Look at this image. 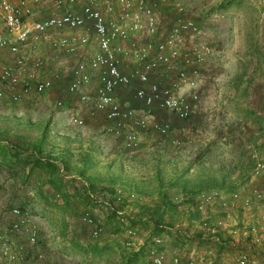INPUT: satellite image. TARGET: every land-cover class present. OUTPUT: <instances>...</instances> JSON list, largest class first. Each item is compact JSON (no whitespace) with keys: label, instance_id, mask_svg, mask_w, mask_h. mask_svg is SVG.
I'll return each instance as SVG.
<instances>
[{"label":"built area","instance_id":"obj_1","mask_svg":"<svg viewBox=\"0 0 264 264\" xmlns=\"http://www.w3.org/2000/svg\"><path fill=\"white\" fill-rule=\"evenodd\" d=\"M252 1L260 9L264 29V0ZM40 2L50 4V13L36 17L34 10ZM168 5L174 17L164 27L158 10ZM200 33L179 0H0V50L11 56L9 62L0 57V102L18 103L38 97L68 76L63 93L76 96V105L88 117L100 114L104 134L118 139L127 151L138 150L143 133L166 136L171 118L185 120L196 109L202 69L213 55V48ZM44 42L47 57L36 51ZM72 54L78 58L66 69L53 62L58 55ZM123 89L131 90L126 103L117 99ZM54 105L60 106L61 100ZM68 110L69 124L83 126L77 110L72 106ZM262 171L264 160L255 164L253 175L259 176ZM169 195L174 203L186 199L180 193ZM253 199L262 200L263 192H200L195 201L200 213L212 205L227 213L235 203L248 208ZM123 200L147 201L133 191L117 189L113 203ZM205 217L200 220L204 222ZM223 219L219 216L214 227H223ZM81 221L90 237H98L103 231L101 217L88 210H83ZM240 232L264 254V221ZM144 236V231L126 226L119 239L122 249L137 250ZM36 237L37 229L28 211L4 204L0 211V264H23L24 253L36 244ZM168 238L165 231L151 236L145 252L151 264H199L197 258L201 257L196 251L188 253L184 261L176 255L165 258L163 245ZM234 261L257 264L243 250L237 251ZM32 264L51 263L37 253Z\"/></svg>","mask_w":264,"mask_h":264},{"label":"rangeland","instance_id":"obj_2","mask_svg":"<svg viewBox=\"0 0 264 264\" xmlns=\"http://www.w3.org/2000/svg\"><path fill=\"white\" fill-rule=\"evenodd\" d=\"M179 2L187 15L196 21L201 31V39L208 42L213 48V55L204 65V68L209 70L208 77L202 73L203 85L201 84L199 91L198 103L206 102L209 105L208 108H205L206 114L202 117H195L196 113H192L187 120L180 121L175 125L174 128L177 131L173 134L171 133L173 125L170 126V131L166 136H156L151 133L145 144H149L152 149L143 156L136 155V150L130 152L124 149L118 139L104 134L100 127L96 132V136L102 135L100 145H96L99 152L95 151L92 157L103 162L102 168L97 171V176L105 181L102 190L106 193L102 195L107 198L110 204L114 198L109 196L111 193H115L117 189L141 194L147 199L146 204H152L158 200L160 191H166L168 194L170 192L180 193L187 198L177 206L179 211H176L177 213H174V216L169 220L171 221L170 224L166 225V221L169 219V216H166L162 219L161 225L183 228V234L188 235L192 241L183 243V238L175 239L173 236L171 241H167L163 245L165 258L176 255L184 261L188 253L192 251L190 249L194 247V251L201 257L200 259L197 258L199 264L205 259L212 260L211 264H235L237 251L243 250L249 255H254L259 251L252 248L248 239L246 240L247 247H240L239 240L236 241L234 237H231L227 229L237 226L238 232H240V229L246 230L249 225L239 228L240 225L233 224L232 216L228 212L221 213L215 205L206 207L204 213H200L195 198L200 192L211 191V185L217 179L216 175L218 174L213 170L216 155L212 154V150L217 148L213 142V136L217 134L218 128L223 129V132H226V129L218 127L216 120L214 122L217 111H214L213 108L224 100L222 106L227 111L231 104L227 97L231 87L229 82L238 81L240 78L242 82H246L245 89L250 92L251 98L259 101L261 97L264 102V29L261 13L252 0H179ZM158 14L161 25L164 27L174 17V11L169 5L160 6ZM37 50L43 56L49 53L46 45H41ZM66 57L58 55L53 62L56 61L59 64L66 63V61L73 62V59L71 61L70 58ZM65 84L66 78L59 87L55 86L38 97L22 100L18 103L0 102V148L23 150L19 153L34 152L38 146L40 151H44L49 148L51 143H59L57 139H52L56 136L51 137V134L48 133L49 121L52 116L68 120L70 106L77 110L84 123L89 120L88 118H95L88 117L86 111L76 105V96L63 93L62 89ZM247 84L249 85L247 86ZM242 88L240 87L238 92L240 95L243 94V91H240ZM130 94V89H123L119 92V95L129 96ZM255 97H259V100ZM56 100H61L60 106L54 105ZM24 101L35 105L33 107L26 106L29 103ZM69 101L71 103L67 104ZM101 123L103 124L102 121ZM183 128L187 132L183 133ZM186 136L189 138L185 139ZM112 149L115 150L116 155L111 151ZM118 153H123V155L119 156ZM108 180L112 181L111 185L106 182ZM110 188L111 191H108ZM262 200H264V194ZM136 204L138 203L130 202L117 206L119 212L117 219L121 224V233L128 222L125 220V215L131 216L132 210L137 209ZM189 215L192 219L187 224L186 219ZM202 216H208L209 225H202L199 221ZM219 216L224 217V226L217 228L212 223ZM260 222L258 220L251 225L257 227ZM106 228L103 226L101 236L110 239L105 244H109L113 249L111 253L106 254L103 264H113L124 252L128 251L115 249L117 238L112 237L111 233H106ZM162 229L170 231V228L165 226ZM143 231H145L144 228L141 229V232ZM198 231H201L204 237L214 236L213 238L218 239L217 241L224 242L221 250L217 251L216 245H213L210 239L208 240L210 248L199 249L195 247L194 244L197 241L195 232ZM54 237L57 238V242L52 239L55 240L54 243L61 246L59 241L63 237L53 235L52 238ZM205 244L207 245V243ZM189 245L192 246L189 247ZM53 246L57 247L56 244ZM71 247L75 248V244H71ZM59 249L62 250L63 248L59 247ZM201 250L206 251V253H201ZM90 251L93 254L99 252L96 249ZM257 255L261 257L259 253ZM71 258L75 259L73 256ZM46 259L51 263L48 258ZM138 264L151 263L144 255Z\"/></svg>","mask_w":264,"mask_h":264},{"label":"crops","instance_id":"obj_3","mask_svg":"<svg viewBox=\"0 0 264 264\" xmlns=\"http://www.w3.org/2000/svg\"><path fill=\"white\" fill-rule=\"evenodd\" d=\"M48 4V2H40L35 7L34 15L36 17L48 15L50 13ZM122 43L126 44L125 41ZM41 45H46V42ZM95 49L89 51V54L93 53ZM45 55L47 57V54ZM0 57L3 62H9L11 56L2 49L0 50ZM66 58H70L72 61V59L78 58V55L72 54ZM70 64V61H66L62 65L66 69ZM202 73L208 77L209 70L204 68ZM65 78L60 79L56 86L59 87ZM94 78L92 76V82H94ZM67 81L68 76L66 84ZM245 83L240 78L238 81L229 82L231 87L227 97L231 104L227 111L222 106L224 100L213 108L214 111H217L214 122L216 120L217 126L226 129V132H223V129L221 132L218 128L217 134L213 136V142L217 145V148L213 147L216 150H212V154L216 155L213 170L218 175L211 185V191L224 194L237 192L243 195L249 194L252 189H257L264 194V171L259 176L253 175L255 164L264 160V102L261 97L260 100L259 97H255L259 101L253 100L250 92L245 89ZM240 87H243L240 90L243 91L241 95L238 93ZM201 91L203 93V90ZM130 95H119L118 93L117 99L121 103H126L130 100ZM24 102L29 103L28 101ZM69 103L71 101L67 104ZM34 105L29 103L26 106L33 107ZM206 105V102L198 103L193 112L196 113L194 116L202 117L206 114L205 108L209 107ZM88 119L83 126L79 127L70 125L67 119L52 116L49 121L48 133L51 134V137L56 136L52 139H57L59 143H51L48 149L40 151L39 154H36L35 151L15 154L12 149L0 148V211L6 203L18 204L28 211L30 219L37 229L36 244L28 246L24 253L23 264H31L37 253L44 254L52 264H103L106 254L111 253L113 249L109 244H105L110 239L103 238L102 233L95 238L88 236L81 221L83 210H88L96 216L104 218L110 205L107 198L102 195L106 193L102 190L105 181L101 180L100 177L97 178V171L102 168L103 162L92 157V154H95L98 149L96 145H100L102 135L97 134L98 136H96V132L102 126L101 121L104 122V119L100 114L95 118ZM179 122L171 118L172 134L177 131L174 127ZM185 132L187 131L183 128V133ZM150 135V131L141 135L140 146L136 150V155L143 156L152 149L149 144H145ZM188 138V136L185 137V139ZM111 151L115 152L113 149ZM117 155L121 156L123 153ZM35 159L40 161H35ZM86 177L95 179L92 188L90 186L91 189L86 187ZM263 203L264 200L253 199L248 208H243L235 203L229 208L228 214L232 216L233 224L240 225L239 228L251 225L258 220L264 221ZM136 212L137 209L132 210V213ZM164 226L170 228L172 233H175L173 230L183 229L176 226ZM237 228L235 226L227 229V232L236 241L239 240L238 243L242 248L247 247L246 240L248 239L252 248L259 251L249 256L254 258L257 264H264V254L260 248L253 245L250 238L244 237L241 232H238ZM106 229V233H110L108 232L109 228ZM53 235L63 237L59 241L61 246L54 243L55 240L57 242V238H52ZM167 241H171L170 237ZM73 243L75 248L71 247ZM55 244L57 247L53 246ZM194 245L199 249H208L209 247V243L207 245L205 243ZM59 247L63 249L60 250ZM92 249L99 252L93 254L90 251ZM190 250L194 251V247ZM201 251V253H206L204 250ZM258 253L261 254V257H258ZM92 255L98 256L92 258ZM123 255L126 253L124 252ZM71 256L75 259H72ZM121 261H123L122 258H119L113 264H120ZM211 262L213 261L205 259L200 264H211Z\"/></svg>","mask_w":264,"mask_h":264},{"label":"trees","instance_id":"obj_4","mask_svg":"<svg viewBox=\"0 0 264 264\" xmlns=\"http://www.w3.org/2000/svg\"><path fill=\"white\" fill-rule=\"evenodd\" d=\"M3 149L4 150H6V149L7 150H11L12 149V150H14L15 154L19 153L17 148H3ZM39 149H40L39 146L36 147V149H35V153L36 154L40 153ZM15 156L17 158V155H15ZM35 161L39 162L40 160L39 159H35ZM48 164H49V162H48ZM86 178H85L87 180V184H86L87 186L86 187L90 188V186H91V188H92V184L94 183L95 179L93 177H86ZM97 178H98V176H97ZM106 182H108L109 185L112 184V181L108 180ZM108 191H111V188ZM114 194L115 193H111V195L109 194L110 195L109 197L112 196L114 198ZM139 195H141V194H139ZM111 203L113 204L112 207L109 208V206H108L106 216L104 218H101V219H103L102 220V225L104 227L107 226L108 228H110L109 232L111 233V235L113 237L117 238V242H115L116 243L115 249L119 248L120 250H122L121 242L119 240L120 236L122 234L121 231H120L121 230V228H120L121 224H120L119 220L117 219L118 218V216H117V211H118L117 206L120 205V204H125V203H130V202H126V201L123 200V201L115 203V204L113 202H111ZM137 203H138V204H136L137 205V212L133 213L131 216L125 215V217H126L125 220L128 221L126 226L135 227V228H137L140 231H141L142 228L145 229V231H144L145 232V236L143 238V245L140 246L137 250H128V252H126V255L120 256V258H122V260H123V261H121L120 264H137V263H139L140 260L145 255L146 248L151 243V241H150L151 236L154 235V234H157L159 232L164 231L162 229V227L164 225L163 226L161 225V222H163L162 219L164 217H166V216H169V219L166 221V225H169L170 222H171L169 220L174 216V213H177L176 211H179L177 206L181 204V203L172 202L171 199H170V195L166 191H162V192L160 191L158 193V200H156L152 204H148V203L146 204L145 202H140V203L137 202ZM191 219H192V217L189 215L188 218L186 219L187 220V224L190 223ZM199 221L201 223L203 222L200 219H199ZM203 223L205 224V226L210 224L209 221H208V216L205 217ZM212 224H214V223H212ZM112 225H114V226H112ZM207 228H208V226H207ZM173 231L175 232L174 234L172 232H170V231H165L167 236L170 237V239H172V237L174 236L175 239L183 238V243H185V242L186 243H190V241H192V239H190V237L188 235L183 234V230L182 229H176V230H173ZM118 232H120V233L118 234ZM195 234L197 235V237L194 236L195 239H197L195 244L208 243V240L210 239V241H212L213 244L216 245L217 250H221L220 248L223 247L222 244L224 242L217 241L218 239H216V238L214 239L213 238L214 236L201 238L203 236L201 231L195 232ZM207 234H209V233H207ZM98 255H96V256L92 255V258H95Z\"/></svg>","mask_w":264,"mask_h":264}]
</instances>
